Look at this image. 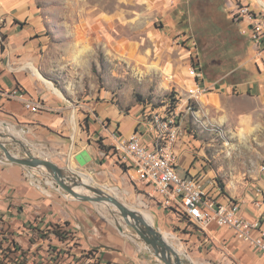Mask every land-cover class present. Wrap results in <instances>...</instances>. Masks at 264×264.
Instances as JSON below:
<instances>
[{"label": "rangeland", "instance_id": "374dc122", "mask_svg": "<svg viewBox=\"0 0 264 264\" xmlns=\"http://www.w3.org/2000/svg\"><path fill=\"white\" fill-rule=\"evenodd\" d=\"M246 1L257 10V0ZM38 5L42 25L37 35L42 43L39 64L33 68L48 86L57 89L56 93L50 87L54 94L93 117L100 104L115 106L126 115L154 109L163 114L197 83L210 90L215 82H244L258 93L264 90V53L260 56L255 50L248 24L231 20L228 0H38ZM182 34L185 41L178 37ZM192 41L199 48L203 76L198 81L190 70L196 57ZM255 100L242 101V109L236 114L197 105L196 114L187 116L177 151L181 161L184 155L195 157L191 173L200 175L207 188L215 181L225 193L241 197L255 179L264 177L260 172L264 165V105ZM248 110L253 114L249 124L242 120ZM0 132L5 135L0 140L9 142L8 148L17 156L25 153L11 136L22 141L35 156L49 159L63 169L72 168L60 156L35 144L28 133L8 123L2 115ZM74 170L79 177L91 178V186L111 193L129 208L149 212L154 217L153 226L171 236L166 239L169 244L178 250H194L182 236L186 219L172 213V217L160 216L159 205L150 196L151 188L133 181L139 179L135 169L130 171L133 179L114 172ZM35 172L41 189L57 190L45 169ZM79 177L77 181L81 182ZM89 205L114 227L133 236V230L123 223L115 207L106 203ZM187 226L197 228L189 222ZM193 261L206 264L194 257Z\"/></svg>", "mask_w": 264, "mask_h": 264}, {"label": "crops", "instance_id": "0c3cea01", "mask_svg": "<svg viewBox=\"0 0 264 264\" xmlns=\"http://www.w3.org/2000/svg\"><path fill=\"white\" fill-rule=\"evenodd\" d=\"M41 25L42 9L38 0H0V115L11 125L21 127L35 144H40L50 154L60 156L74 169L91 174L114 172L132 178L131 169L119 163L113 148L112 133L117 132L125 137L138 132L144 143L151 146V136L144 124L141 125L142 110L126 115L115 106L100 104L95 108L93 117L86 110L80 111L54 94L34 70L40 61L42 40L37 33ZM15 89L39 102L43 108L35 113L27 110L21 100L7 96L8 91ZM232 90L234 93H231ZM255 92L257 89L252 90L244 82L228 85L215 82L199 105L231 110L236 114L242 109V101L256 99L264 105V90L257 94ZM252 119L250 110L242 115V120L247 124ZM101 144L111 147V150H103ZM187 156L184 155L181 161L179 155L178 166L183 164L180 166L181 172L178 168L177 172L183 177L194 176L191 167L195 157L191 159ZM123 168H126V173L122 171ZM133 181L138 186L143 185L139 179ZM230 183L234 185V181ZM253 183L246 189L245 196L235 197L225 190L226 196L233 200L247 197L255 186H264V177L259 181L255 179ZM213 185L219 186L215 181ZM89 203L70 200L59 190L32 186L25 178V167L0 162V241L15 239L24 250H46V242L39 240L41 243L36 245V234L48 225L79 224L81 230L76 231L73 237L58 241L50 236L49 240L61 250H98L105 264H164L132 232L126 230L133 235L129 236L114 227ZM158 209L160 216L172 213L160 205ZM243 213L249 218H260L264 225V208L245 206ZM187 222L182 223V236L194 250L177 251L191 263L196 264L194 257L206 264H264V256L236 239L230 229L216 225L208 230L195 229L188 227Z\"/></svg>", "mask_w": 264, "mask_h": 264}, {"label": "built area", "instance_id": "2783aa9c", "mask_svg": "<svg viewBox=\"0 0 264 264\" xmlns=\"http://www.w3.org/2000/svg\"><path fill=\"white\" fill-rule=\"evenodd\" d=\"M228 2L231 20L234 23L248 24L255 50L260 56L263 55L264 0H257L258 11L252 9L246 0ZM178 37L185 41L184 34ZM192 46L196 57L195 65L190 70L198 81L203 76L199 69V48L196 41H192ZM208 91L209 88L197 83L188 90L183 100L166 107L163 114L154 110L143 112L141 125L144 124L146 132L151 136V146L144 143L138 132L125 137L113 132L115 154L120 164L136 170L139 181L151 188L153 193L150 196L157 199L160 207L170 210L179 218L184 217L202 230H208L212 225L228 228L233 231L236 239L264 256V225L260 218H249L243 213L245 206L264 208V186H255L251 195L233 200L226 196L221 186L207 188L201 177H183L177 172V146L181 143L186 118L196 114V106ZM6 94L10 98L21 100L31 112H39L43 108L39 102L18 89ZM260 172L264 175V165ZM36 176L35 169H25V178L32 186L41 189ZM79 230V224L48 225L42 232L35 233L38 240L36 245H39V240L46 242V250H24L15 239L0 241V264H105L101 261L98 250H61L49 240L50 236L58 241L71 238Z\"/></svg>", "mask_w": 264, "mask_h": 264}, {"label": "water", "instance_id": "95a60500", "mask_svg": "<svg viewBox=\"0 0 264 264\" xmlns=\"http://www.w3.org/2000/svg\"><path fill=\"white\" fill-rule=\"evenodd\" d=\"M5 138L0 132V138ZM13 142L21 147L25 156L19 157L8 148L9 142L0 140V162L5 164H18L30 169H45L47 177L54 180L57 190L62 189L66 196L92 203H106L117 209V214L123 223L133 230V235L153 256L164 264H193L182 256L165 239L160 229L149 224L143 216L134 209L129 208L116 196L109 192L85 184L83 181H77V174L71 169H63L49 159L35 156L32 151L20 140L11 136ZM85 187L91 194L81 193L75 190V187Z\"/></svg>", "mask_w": 264, "mask_h": 264}, {"label": "bare ground", "instance_id": "6f19581e", "mask_svg": "<svg viewBox=\"0 0 264 264\" xmlns=\"http://www.w3.org/2000/svg\"><path fill=\"white\" fill-rule=\"evenodd\" d=\"M101 26V25H100ZM50 87L56 92L57 91V89L56 88H54L51 84H50ZM57 93V92H56ZM58 93H60V92H58ZM71 170L73 171V172H75L76 174H77V176L79 177V173L76 171V170H74V169H72L71 168ZM79 178H81V180L85 183V184H90V185H93L92 184V179L91 178H88L86 175H82L81 177H79ZM51 181V180H50ZM75 190L77 191V192H80L81 191V193H87V192H89L88 190H87V188H85V187H83V186H81V187H75ZM111 194V193H110ZM142 216H143V218L149 223V224H151V225H153L154 224V217L149 213V212H142L141 211V213H140ZM161 232H162V234H163V236L165 237V239H167V240H169L170 238H171V236L169 237L166 233H164L162 230H161ZM173 246V245H172ZM174 247V246H173ZM175 248V247H174ZM176 250H178L177 248H175ZM179 252H181L180 250H178ZM183 253V252H182ZM187 256V255H186Z\"/></svg>", "mask_w": 264, "mask_h": 264}, {"label": "trees", "instance_id": "16d2710c", "mask_svg": "<svg viewBox=\"0 0 264 264\" xmlns=\"http://www.w3.org/2000/svg\"><path fill=\"white\" fill-rule=\"evenodd\" d=\"M183 33H185V32H183ZM175 101V99H172V103ZM171 103V104H172ZM101 148L103 149V150H105V151H107V152H109L110 150H111V147H106V146H104L103 144H101ZM197 177H200V176H197ZM187 221V220H186ZM190 223V222H189Z\"/></svg>", "mask_w": 264, "mask_h": 264}]
</instances>
